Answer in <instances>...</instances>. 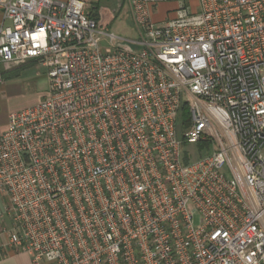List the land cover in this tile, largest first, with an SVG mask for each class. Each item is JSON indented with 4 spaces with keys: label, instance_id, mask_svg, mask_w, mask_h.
I'll use <instances>...</instances> for the list:
<instances>
[{
    "label": "built area",
    "instance_id": "obj_1",
    "mask_svg": "<svg viewBox=\"0 0 264 264\" xmlns=\"http://www.w3.org/2000/svg\"><path fill=\"white\" fill-rule=\"evenodd\" d=\"M126 2L130 40L83 0H0V90L2 64L49 81L0 131V253L264 264V0Z\"/></svg>",
    "mask_w": 264,
    "mask_h": 264
},
{
    "label": "rangeland",
    "instance_id": "obj_2",
    "mask_svg": "<svg viewBox=\"0 0 264 264\" xmlns=\"http://www.w3.org/2000/svg\"><path fill=\"white\" fill-rule=\"evenodd\" d=\"M99 4V23L103 28L125 38L137 37L136 28L132 21L129 6L126 0H85L86 8L90 11L94 3ZM175 4H162L161 9L174 7ZM24 62L19 65L6 67L1 65V70L12 72L5 77L1 104L2 112L10 108H25L41 101L48 93L49 81L45 68L34 62ZM1 112V113H2ZM3 115V114H2ZM195 154L196 147L189 146Z\"/></svg>",
    "mask_w": 264,
    "mask_h": 264
},
{
    "label": "crops",
    "instance_id": "obj_3",
    "mask_svg": "<svg viewBox=\"0 0 264 264\" xmlns=\"http://www.w3.org/2000/svg\"><path fill=\"white\" fill-rule=\"evenodd\" d=\"M83 1H85V0H83ZM1 21H2V11L0 10V22ZM31 63H34V62H30L29 64H31ZM5 73H6V75L12 74V72H9V71H6ZM2 89H3V87H1L0 94L3 93ZM1 100H2V98L0 97V105H2ZM20 109H23V108H19V107L18 108H10L9 107L8 109H6L5 112H2V107L0 106V131H3L7 128L10 113L17 111V110H20ZM4 253H3V255L0 253V264H32L31 257L28 253H16L12 250H7Z\"/></svg>",
    "mask_w": 264,
    "mask_h": 264
},
{
    "label": "trees",
    "instance_id": "obj_4",
    "mask_svg": "<svg viewBox=\"0 0 264 264\" xmlns=\"http://www.w3.org/2000/svg\"><path fill=\"white\" fill-rule=\"evenodd\" d=\"M88 14H89V16L90 17H92V18H94V19H96V20H99V4H97L96 2L94 3V6H93V8L90 10V11H88ZM7 75H6V73H5V77H6ZM187 111L185 110V112H184V116H183V119H184V124L185 123H187V119H186V117H187ZM181 121H183V120H181ZM180 128H182V127H184L185 125H183V122H180Z\"/></svg>",
    "mask_w": 264,
    "mask_h": 264
}]
</instances>
